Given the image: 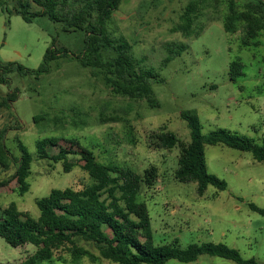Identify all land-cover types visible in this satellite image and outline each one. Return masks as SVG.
<instances>
[{
    "label": "rangeland",
    "instance_id": "1",
    "mask_svg": "<svg viewBox=\"0 0 264 264\" xmlns=\"http://www.w3.org/2000/svg\"><path fill=\"white\" fill-rule=\"evenodd\" d=\"M5 1L13 10L16 0ZM235 1L241 10L257 2ZM38 10L34 6L33 11ZM227 12V0H122L106 22L105 33L113 42L126 40L138 69L154 74L153 107L146 99L116 94L104 71L81 64L85 32H68L47 16L27 23L0 10V65L15 64L11 72L0 73L5 80L0 78V141L5 133V143L16 158L21 156L19 142L34 158L27 194H20L16 180L0 190V218L11 205L38 218L37 200L55 189L81 190L90 183L78 147L73 148L77 154L69 156L75 165L69 173L63 162L41 160L38 155L39 140L55 139L67 148V141L76 140L100 163L140 175L157 169L158 182L144 187L139 198L149 211L156 246L187 249L222 243L245 260L264 264V215L250 208L253 204L264 209V163L249 152L206 146L208 173L224 180L228 188L218 191L210 186L200 196L195 183L175 179L180 149L158 150L151 141L154 132L166 129L189 143L191 130L181 116L189 112L197 117L204 136L226 130L264 145V32L257 47H243V33L225 32ZM49 49L56 58L50 61L49 72L38 76ZM110 56L113 51L105 59ZM234 61L244 65V76L235 82L230 75ZM9 97L8 105L1 106ZM110 118L116 122L108 123ZM58 147H49V154L57 155ZM16 170L15 163L9 170L0 167V181L11 180ZM77 243L98 257L95 261L84 257L80 264H113L101 259L92 243L81 239ZM24 256L23 250L0 237V264H20ZM66 258L73 264L70 255ZM167 264L236 263L204 255L192 263Z\"/></svg>",
    "mask_w": 264,
    "mask_h": 264
},
{
    "label": "trees",
    "instance_id": "2",
    "mask_svg": "<svg viewBox=\"0 0 264 264\" xmlns=\"http://www.w3.org/2000/svg\"><path fill=\"white\" fill-rule=\"evenodd\" d=\"M256 1L246 4L241 10L235 0H227L228 12L223 19L225 32L229 35L243 33L241 40L245 48L257 47V40L264 32V0ZM121 2L122 0H16L12 10L8 2L0 0V10L9 15H19L27 23H32L36 17L47 16L50 20L63 24L68 32H85L87 43L81 64L86 68L104 71L107 83L116 94L146 99L156 107L150 83L155 78L154 74L138 69L131 54L132 46L126 40L113 42L105 33L106 22L119 9ZM34 6L39 10L33 11ZM111 51L114 57L105 59ZM55 58L56 53L49 49L36 74L40 76L48 73V65ZM14 67L13 63L4 68L0 65V73L3 70L11 72ZM18 68L25 71L22 66ZM243 71L244 65L240 61L232 62L231 80L235 82L244 76ZM1 81L5 83L3 78ZM10 100L11 97L1 106L8 105ZM181 116L191 130L189 143L180 141L174 132L166 129L154 132L151 141L158 150L180 149L175 179L183 184L195 183L200 196L210 186L218 191L228 188L224 180L208 173L206 146L223 145L249 152L257 162L264 163V145L259 146L252 139L226 130L204 136L197 117L189 112H183ZM36 120H43V117H36ZM107 122H116V119L110 118ZM4 137L5 133L0 141V167L9 170L15 163L17 170L11 180L0 181V190L16 180L20 194L25 195L30 190L28 179L34 158L28 147L21 142L18 145L21 156L16 158ZM58 142L50 138L39 140V158L54 163L63 162L65 172L69 173L75 166L69 163V156L76 155L73 148L78 147L81 161L85 163L82 169L88 174L90 183L81 190L55 189L49 196L37 200L40 212L38 218L20 211L15 205L2 211L0 237L9 246L25 252L20 264L54 261L67 264V254L73 264H80L84 257L95 261L98 257L79 246L77 239L92 243L99 251L100 258L113 264H167L171 260L192 263L204 255L224 258L236 264H261L254 259L245 260L239 251L222 243L194 244L187 249L177 245L156 246L149 211L139 198L144 187L151 188L158 182L157 169L153 167L140 175L129 169L98 162L94 153L76 140L67 141L70 148L59 146ZM49 147H58L59 153L51 156ZM250 208L264 215V209L253 204Z\"/></svg>",
    "mask_w": 264,
    "mask_h": 264
}]
</instances>
